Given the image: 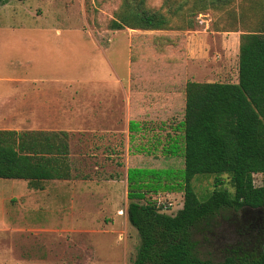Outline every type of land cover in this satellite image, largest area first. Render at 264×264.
<instances>
[{
	"label": "rangeland",
	"instance_id": "obj_1",
	"mask_svg": "<svg viewBox=\"0 0 264 264\" xmlns=\"http://www.w3.org/2000/svg\"><path fill=\"white\" fill-rule=\"evenodd\" d=\"M123 1L8 0L0 5V26L19 28L11 37L35 38L34 43L22 41V45L11 44L4 50L7 53L0 56V77L57 79L51 90L59 87L74 94L73 104L68 106L74 122L60 119L58 125L78 126L39 129L68 134L70 180L44 182L42 190H31L25 181L0 179V264H130L137 252L138 234L126 217L127 169L131 162L150 164L154 158L155 164L175 162L165 148L168 135H174V114L180 117L181 111L177 108L173 113L165 97L161 105L148 104V110L135 119L140 129L131 149L127 119L119 101L107 97V104H98L85 90L77 101L82 87L76 82L82 79L101 82H91L89 86L94 88H118L120 79L128 91L125 81L130 38L140 32L108 30ZM144 1L151 9H158L163 2ZM193 20L197 29L209 21L215 31H254L264 23V0H234L220 10L202 11ZM232 51L230 41L228 71L215 81H234L237 65ZM33 52L40 55L34 57ZM0 85L3 92L18 86ZM99 111L105 112L106 118L99 117ZM179 161L176 159L175 164ZM223 178V187L232 192ZM253 180L257 187L264 185L263 175ZM213 181V176L194 178L193 189L200 201L214 189ZM154 199L161 207L168 206L166 214L174 215L182 208L183 194H157ZM229 214L223 212L211 227L193 233L202 259L222 261L235 247V233L226 224ZM242 252L249 253L246 248Z\"/></svg>",
	"mask_w": 264,
	"mask_h": 264
},
{
	"label": "trees",
	"instance_id": "obj_2",
	"mask_svg": "<svg viewBox=\"0 0 264 264\" xmlns=\"http://www.w3.org/2000/svg\"><path fill=\"white\" fill-rule=\"evenodd\" d=\"M233 1L163 0L151 9L144 0H124L108 24L110 31L140 32L129 44L130 148L140 129L135 119L148 104L161 105L165 97L173 113L181 111L180 117L174 114V135H168L165 148L175 162L155 164L154 158L150 164L131 162L127 169L126 217L139 238L130 264H264V246L244 253L243 241L236 240L229 254L214 262L198 256L193 239L223 212L231 216L264 207V185L253 183L254 176H264V23L239 35L237 83L184 80L185 32L197 30L194 16ZM68 155L65 132L0 130V179L42 190L44 182L71 179ZM198 175L214 177V189L202 201L192 185ZM223 176L232 192L223 187ZM165 193L183 194L174 215L157 207L154 196Z\"/></svg>",
	"mask_w": 264,
	"mask_h": 264
},
{
	"label": "crops",
	"instance_id": "obj_3",
	"mask_svg": "<svg viewBox=\"0 0 264 264\" xmlns=\"http://www.w3.org/2000/svg\"><path fill=\"white\" fill-rule=\"evenodd\" d=\"M18 29L0 26V56H5L7 52L5 53L4 50L11 44L22 45V41H25V43L35 42L33 41L35 38L30 40L31 38L29 37H11V33L15 34L19 32ZM239 35L237 32L215 31L210 28L209 21H203L201 28L197 30L185 32L186 59L184 80L196 83H237V66L234 81L218 82L215 79L224 78L228 71L227 57L230 54V41L233 43L234 57L237 65ZM15 53L19 55L18 52ZM39 55L40 53L33 52L34 57ZM57 81L54 78L47 79L30 75L23 78L0 77V82L18 84L15 89L4 92L2 91L3 86L0 85V130L18 128L25 131H37L42 128L78 127L58 125L60 119L74 122L70 118L72 112L68 109V106L74 101V94L69 92L71 91L69 89H58L59 87L51 90L50 86L56 84ZM95 81L96 79L90 82L82 79L76 82L82 87L81 90H78V92L80 91L79 94L76 93L78 94L77 101L81 99L82 90H85L91 97H96L98 104H107L110 101L107 99L114 97V100L120 102V108H124V115L127 119L126 129L128 130L129 91L124 90L123 81L117 79L118 88H94L93 86H89V84ZM128 81L129 73L127 70L125 82ZM95 83L101 84L98 80ZM63 99L66 101H63ZM59 107L61 108L60 110L58 109ZM64 107L66 109L62 110ZM104 113L99 111L97 115L106 118L103 115Z\"/></svg>",
	"mask_w": 264,
	"mask_h": 264
},
{
	"label": "flooded vegetation",
	"instance_id": "obj_4",
	"mask_svg": "<svg viewBox=\"0 0 264 264\" xmlns=\"http://www.w3.org/2000/svg\"><path fill=\"white\" fill-rule=\"evenodd\" d=\"M226 224L235 233L236 240L243 241L249 253H255L264 246V207L244 208L240 214L232 213Z\"/></svg>",
	"mask_w": 264,
	"mask_h": 264
},
{
	"label": "built area",
	"instance_id": "obj_5",
	"mask_svg": "<svg viewBox=\"0 0 264 264\" xmlns=\"http://www.w3.org/2000/svg\"><path fill=\"white\" fill-rule=\"evenodd\" d=\"M157 207H160L161 208V212H163V213H166L164 210L168 211V206L161 207L160 203H157Z\"/></svg>",
	"mask_w": 264,
	"mask_h": 264
}]
</instances>
